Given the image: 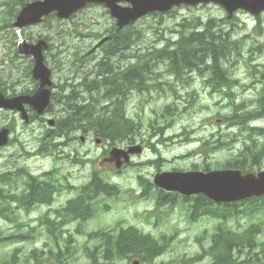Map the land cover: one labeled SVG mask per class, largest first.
Wrapping results in <instances>:
<instances>
[{"label": "rangeland", "instance_id": "374dc122", "mask_svg": "<svg viewBox=\"0 0 264 264\" xmlns=\"http://www.w3.org/2000/svg\"><path fill=\"white\" fill-rule=\"evenodd\" d=\"M259 17L260 21L257 17L238 11L231 19H227V13L214 4L184 6L165 15L141 18L132 25L133 28L128 30L127 34L133 41L127 53L119 57L121 61L125 58L121 64L125 67L136 63L137 56L150 55L162 48L168 40H176L183 33L182 30L189 33L198 24L212 22L213 31L228 33L230 36L224 38L231 43L238 42L239 50L231 49L227 64L224 66L226 74L232 79L230 82L227 81L228 84H232V88L224 90L222 94H214L211 93L210 88L202 87V82L206 81L205 75L184 73L181 76H172L167 73L164 65L159 64L155 69L149 70L151 73L149 76L152 77V82L149 83L161 84L164 91L152 89L145 93H132L125 104L127 116L139 125L135 141L131 145L144 148L142 155L133 156L132 165L125 167L122 171H116L111 165L99 166L96 163L104 157L105 153H109L110 147L92 144L93 140L88 144L79 143L64 150V156L57 158L59 161L57 167L61 164L62 174H72L73 184H84L88 170L79 174L78 166L73 161L75 157L72 155L75 151L83 153L89 150L92 152L91 159L95 161L93 164L95 166L87 168L101 173L105 181L116 185L119 189L116 196H98L95 199L96 214L81 226L86 236L96 228L113 232L116 227L134 226L141 229L143 233H151L158 239L167 236V248L156 261L157 264L210 263V258L202 255L199 242L202 241L204 247H208L209 235L216 229L218 221L205 216L195 222L190 221L188 210L195 205L192 197H188L190 201L185 203L181 196L165 199L167 203L158 206L157 196L154 195L157 194V190L153 188L155 192L152 190L149 192L146 189V195H142L143 190L140 185L144 182L152 183L153 177L158 172L196 171L194 166L201 170L205 165H208L210 170H214L215 166H220L223 161L231 158L242 148L240 138L237 143L227 147L228 150H216L213 146L220 135L236 133V129H232L236 127H229L224 121V116L231 114L234 111L233 108L241 103H244L242 112L253 109L259 89L256 84L260 85V81L264 87L263 72L260 75L257 73L264 66V14ZM113 24L114 19L105 7L88 5L72 18L60 21L52 19L43 24L28 27L23 32L26 38H31L32 41L39 37L49 40L47 42L52 49L45 52V57L52 71L53 85L58 87L63 85L64 79L74 76L73 70L78 68L82 73L81 66L72 67L79 51L93 48L97 42L96 36H101ZM60 31H63L64 35ZM9 48L8 41L5 38L0 39V51L7 52ZM53 55L60 60V66L53 63ZM82 60L86 62L87 57ZM154 62L152 60V65ZM79 63L81 64V60ZM25 77L24 81L16 84L14 88L17 94L25 90L33 91L35 88L31 80ZM155 77L157 80L154 79ZM17 79L18 76L8 81L14 83ZM168 86H172L176 93L170 92ZM54 91L58 93V90ZM68 92L69 90L65 89L62 95H67ZM72 103L64 102L65 106ZM169 106L172 110L167 116L168 119L164 120L161 118V113ZM59 110L60 108L53 101L52 111L47 113V117L54 118ZM16 117L7 113L0 115V126L11 125L19 142L32 150L33 146L36 147L42 133L39 122L25 128ZM256 124L264 127V119L257 121ZM202 144L207 145L204 148L206 153L202 149ZM121 146L114 147L121 148ZM208 147L212 148L209 150ZM21 154L14 146L1 150L0 173L8 167L12 173H19L20 169L26 168L34 176H41L44 171L52 170L54 167L51 159L42 157L26 159L21 157ZM107 154L106 157H108ZM11 155L14 156L9 162ZM254 169H264V159ZM251 201L253 203L249 201L236 203L231 217L225 221L226 228L241 232L261 220L263 223L261 228L264 232V198H254ZM59 205L61 206L62 203ZM59 205L53 207L57 208ZM255 208L256 211L250 214ZM198 209L200 210L201 207ZM44 210L41 208V211ZM160 213L162 217H154ZM9 229L10 227L5 223L0 222V233L9 234L11 233ZM73 229L74 225L69 228L70 232L74 233ZM263 235L257 234L258 239H261ZM74 238L75 242L70 246L74 249L69 250V254H66L65 242H60L58 245L50 243L45 248L39 245L40 242L1 244L0 260L10 257V253L17 248L20 264H34V260L28 262L27 257L33 249L38 248L45 251L43 260L39 264H59L60 259L63 264H89L85 245L89 247L101 245L102 248L109 245V242L100 239L92 240L80 235ZM258 239V242L261 241ZM88 240L92 242L88 243ZM49 251L53 254H49ZM261 251L260 247L254 250L244 249L239 262L255 264L254 258L259 256L261 262L258 264H264ZM190 259L193 261L190 262ZM130 261L132 260H127L128 264L131 263ZM127 262L123 261L119 264ZM255 262H257L256 259Z\"/></svg>", "mask_w": 264, "mask_h": 264}, {"label": "trees", "instance_id": "16d2710c", "mask_svg": "<svg viewBox=\"0 0 264 264\" xmlns=\"http://www.w3.org/2000/svg\"><path fill=\"white\" fill-rule=\"evenodd\" d=\"M29 1L32 0H4V3L0 5V33L10 34L7 36L6 40L11 43L13 48L16 45V38L12 28V21L19 9ZM198 25L200 26V24ZM212 27L213 23L209 21L203 25L202 28L192 30L189 33H187L188 31L181 33L175 41L168 40L162 48L154 51L152 54L137 57L136 64L139 68H134L130 72L131 75L127 80L124 79L122 73L118 74L119 67H121L119 66L121 63L119 57L125 52L127 43H130V41L133 40L129 39L130 41L127 42V40L119 36L125 29L119 31L117 33L118 35H114L112 40L108 43H104L102 46V55H105V58L103 60L100 58L98 61L100 63L99 66L101 67L100 70L104 68L107 72H110L109 69H111V67L109 66L110 64H107V60L110 55L114 56V74L111 78V83L108 85L110 92L118 95L119 93L125 92V85L131 88L138 85V82L147 79L146 76L150 73L147 72V70L152 63V60L167 65L168 69L173 72L168 71L177 76L182 74L181 71L186 70L185 68H205L204 70H208V73L206 74L207 81L212 90L223 91L222 89L225 86V88H230V83H227L228 78L224 66L227 64V57L229 56L231 49L238 51V42L231 43L226 39L230 34L226 35L213 31ZM12 54L15 56L16 52L13 51ZM2 58L3 55H0V62H2ZM18 72L19 71H14L9 67H4L0 70V79L15 78ZM104 75L107 79L108 77L106 74ZM220 82H222V86ZM224 84L226 85L223 87ZM88 101L92 102L93 100ZM68 102H73L66 107L69 109V113L73 112L74 115L69 117V120L71 121L66 120L58 123L59 128L68 129L69 132H71L80 126L82 127L83 132L90 131L96 136L113 138L114 143L128 142L129 139L132 141L138 133L139 125L135 120L126 118L124 113L118 109H115L112 115L106 116V111L104 114L95 112V107L92 103H86L82 106L81 102L75 99H70ZM121 106L122 105H120V108ZM103 110H106V107L103 108ZM170 111L171 109L168 110L167 114L166 112L162 113L163 115H161V118L164 120L166 118L168 119L167 116ZM76 114L79 117H76ZM248 114L250 115L243 116L241 110L235 109L231 114L224 116V121L227 125L236 126L238 131L236 134H222L221 147H226V145L230 143H235L238 140V136H246L248 138L255 136L254 132L256 130L251 129L245 122L251 120V118L264 117V90L260 100L257 101V108ZM80 118L81 121H79ZM261 156H264V146L258 145L255 140L252 141L249 139L248 144L247 142H244L242 151H240L234 158L222 164V167L243 169V164L248 163L250 160L257 162ZM5 183H7V181L0 178V218L12 222L17 218L15 213L10 209L11 203L9 204L14 197L2 190L1 186ZM10 183L11 182L8 181V184ZM94 186L96 194L98 195L106 194L108 196H116L119 193L118 187L113 185H104L95 182ZM31 191L33 193L32 197L34 198L33 202L35 201V203L45 196L43 190H38L37 185H34V188H32ZM27 199L28 198L25 196L24 200L26 201ZM48 200L51 202L53 199L49 198ZM48 200H46V202H48ZM3 205H8V207ZM68 209L70 208L67 207L63 210ZM25 211L28 212L29 209H26ZM219 213L222 217L227 215L226 210L220 211ZM75 214L76 213L71 215ZM209 214L212 217L219 216L213 208L209 211ZM69 216L70 214L67 215V217ZM81 218L85 219L87 217L81 216ZM46 228V234L54 239L55 242L58 238H61L60 229L54 224L46 225ZM34 230H37V227L31 229L30 232H34ZM25 234H27V232L22 233L20 230L6 235L2 232L0 233V245L14 243V240L22 238ZM34 234L38 235L41 233L37 231ZM61 239L65 242L63 237ZM162 239H165V242H167L168 238L164 237ZM108 240H110L109 245L104 249L98 248L97 251L95 250L88 254L91 264H100L102 260L109 262L123 260L130 258V255L140 258L142 263L153 264V261L161 255L165 247L164 244L160 243L159 240L155 239L150 234H143L131 227L120 229V232L113 234ZM68 242L70 244L73 243L72 235L68 236ZM254 244L255 241L252 229H249L242 234H237L228 230L224 226L219 227L217 230H214L210 236V246L207 250L212 259L210 264H239V262H237L238 254L242 253L246 247L253 246ZM100 252L102 253L101 259H99ZM42 255L43 251L34 249L28 255L27 260L33 259L39 261L42 259ZM20 262L18 250L13 251L10 257H5L0 260V264H20Z\"/></svg>", "mask_w": 264, "mask_h": 264}, {"label": "water", "instance_id": "95a60500", "mask_svg": "<svg viewBox=\"0 0 264 264\" xmlns=\"http://www.w3.org/2000/svg\"><path fill=\"white\" fill-rule=\"evenodd\" d=\"M118 2H126L130 4V8L118 6ZM209 2L221 5L229 17L238 9H244L255 15L264 10V0H44L26 5L14 24L17 28L18 50L21 54L34 57L35 65L32 73L35 79L40 80V88L33 96L13 99H5L0 93V108L22 111V104L26 103L40 114L48 105L49 94L43 89L45 85L49 84V71L44 66L42 57V50L46 48V45L43 41L29 45L20 35V30L23 27L40 22L43 16L56 12L58 18H69L88 3H100L109 9L111 16L117 19V25L121 27L147 13H164L174 6ZM5 134L3 131L0 132V146L6 142ZM120 154H124L123 157L126 159L125 153L114 151L112 153L113 160L117 161ZM155 183L162 188L177 191L183 195L202 192L218 203L264 195V171L257 176H242L236 171H213L207 174H164L155 177Z\"/></svg>", "mask_w": 264, "mask_h": 264}, {"label": "flooded vegetation", "instance_id": "af4514ba", "mask_svg": "<svg viewBox=\"0 0 264 264\" xmlns=\"http://www.w3.org/2000/svg\"><path fill=\"white\" fill-rule=\"evenodd\" d=\"M112 73V71H110V74ZM102 83H104V81H102ZM103 93V92H102ZM5 113L6 111L4 110H0V113ZM12 113V112H10ZM12 115H17L15 112L12 113ZM9 130H11L12 126L11 125H5ZM90 138L89 134H86L83 136V141H81V137H79V141L82 143H86L88 141V139ZM2 150V149H1ZM80 157L81 160L85 161V166H92V152L91 151H85L83 153H77ZM14 155L9 156V162L11 161V158ZM21 157L26 158V159H30V158H34V156L30 157V155L27 153L26 155L23 153L21 154ZM57 157H60V155H57ZM106 157V156H105ZM103 157L101 164L102 163H107L111 165V161H109L107 158ZM11 169L8 167L7 169L3 170L1 173H6V174H12V172L10 171ZM15 172V171H13ZM40 180L42 183H38L35 179V176L31 175L30 177H28V179L30 180V184L25 186V184H20L17 186H11L10 189V195L14 196V199L9 202V204L11 203L10 209L13 213H15L16 215V220L12 221V222H8L7 220L4 219H0V222L5 223L8 227H10L9 231H19V230H31L34 228V226H37V229H42L46 224H49V220L45 219V215H48L50 217H56L57 221L56 223H54V225L58 228H60L61 224H60V217H61V212L58 209H53V212H46V214L44 213V211H41V208L43 206V204H40L41 201H45L46 198L48 197V194L50 192V190H52L54 193L56 192V189L58 187H61V184H65V183H70L71 179L73 178L72 176H60V175H50L49 173L47 175H41L39 176ZM100 178L94 174L93 170L91 171V174L87 177V181L85 182L86 185H88L89 183H93L98 181ZM51 183V185L49 184ZM34 185H37L38 190H43V193L45 194V196H43V198H41L39 203H35V201L33 202V193L31 191L32 188H34ZM71 188L78 190L81 189L82 186L80 185L79 187H77V185H70ZM5 188H9L7 186H5ZM45 189V191H44ZM86 191L89 192L91 191V195H93V187L91 186V188H88L87 186L85 187ZM158 192V190H157ZM27 197L28 199L25 201L24 197ZM45 197V198H44ZM82 195L80 197V202L77 204L78 206L82 207L85 210H88V201L87 202H83L81 199ZM32 203V204H31ZM60 202H57L56 204H58ZM65 201L62 203V205L60 207H63L65 205ZM8 204V205H9ZM8 205H3L8 207ZM26 206V207H25ZM74 206V203H70L69 205H67L66 207L72 208ZM38 209H35V208ZM26 209H29V211H25ZM40 231V230H39ZM30 236L33 238V232L31 231Z\"/></svg>", "mask_w": 264, "mask_h": 264}, {"label": "bare ground", "instance_id": "6f19581e", "mask_svg": "<svg viewBox=\"0 0 264 264\" xmlns=\"http://www.w3.org/2000/svg\"><path fill=\"white\" fill-rule=\"evenodd\" d=\"M147 15L151 16L152 14L149 13ZM126 27H127V25H124L123 27H121L119 29V31L126 29ZM113 37H114V35H110V36L106 37L102 41V43L99 45V47L91 50L88 53V55L86 56L87 57L86 62H83L82 59H79V60H76L73 62V66H75V67L81 66V68H83V70H82V73L79 72L78 68L73 70V72H74L73 82L68 86V89H70V91H71V96L69 97L68 100H70V99L77 100L81 95L86 94L87 96H89L90 100L97 102L103 97L114 95L113 93L110 92V90L108 88V85L111 83V78L113 77V74H114V67H113L114 56L110 55L108 57V60H107V64H110L109 66L111 67V69L108 68L110 71H112L111 74H110V72H107L104 68H102L100 70V68H101L99 66L100 63L98 62L100 58L102 60L105 58L104 57L105 55H102V50H103L102 46L104 45V43H106V42L108 43L110 40H112ZM80 60H81V64L79 63ZM123 60H124V58L122 59V61L119 60V61H121L120 65L118 64L119 66H121ZM159 64L164 65L167 70H169L170 72H173L172 70L168 69L167 65L160 63V62H157V61L154 62L153 65L151 63V65L148 67L147 72H150L149 71L150 69L151 70L155 69L156 67L159 66ZM155 65H157V66H155ZM185 69L186 70L181 71V72L183 73V72L189 71V72L195 73V74L198 73L199 75H205L208 73V70H204L205 68L204 69H197V68H191V69L189 68L188 69V68H185ZM225 72L227 73L226 70H225ZM104 74H106V76L108 77L107 79L105 78ZM226 76L228 78V82H230L232 79L230 77H228L227 74H226ZM263 78H264V72H263ZM102 81H104V83H102ZM220 83L222 86V82H220ZM225 85L226 84H224L223 87ZM225 87L223 89H225ZM125 88H126L125 91L126 90L131 91L129 86L125 85ZM130 91H129V93H130ZM3 128H5V127H3ZM157 176H158V174H156L154 176V178ZM140 186H141L140 188H142V190H143L142 195H146V189L149 192L151 190L154 191L153 188L158 190L157 194H154V195L157 196V195H160L162 193L161 187H159L153 180H152V183L144 182V184H141ZM150 194H152V193H150ZM166 195H167V193H166Z\"/></svg>", "mask_w": 264, "mask_h": 264}]
</instances>
